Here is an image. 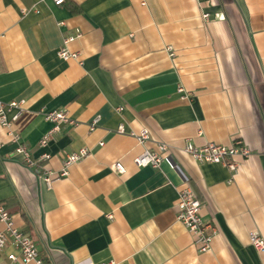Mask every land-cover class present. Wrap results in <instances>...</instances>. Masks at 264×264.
I'll return each instance as SVG.
<instances>
[{"label":"crops","instance_id":"0c3cea01","mask_svg":"<svg viewBox=\"0 0 264 264\" xmlns=\"http://www.w3.org/2000/svg\"><path fill=\"white\" fill-rule=\"evenodd\" d=\"M78 30L68 47L82 62L62 59ZM0 100L25 101L12 129L34 163L0 125V203L45 264H264L250 241L264 239V0H0ZM53 110L76 124L43 147ZM142 128L144 144L131 134ZM236 139L252 153L233 158L235 172L184 150ZM159 143L161 166H137ZM81 148L88 156L48 185ZM184 186L216 229L210 251L177 219ZM10 254L21 255L8 243L0 264H23Z\"/></svg>","mask_w":264,"mask_h":264},{"label":"built area","instance_id":"2783aa9c","mask_svg":"<svg viewBox=\"0 0 264 264\" xmlns=\"http://www.w3.org/2000/svg\"><path fill=\"white\" fill-rule=\"evenodd\" d=\"M57 5H61L65 0H54ZM207 16V15H204ZM82 32L78 30L74 35L66 37L64 39L63 46L59 49L58 55L64 59H80V53L69 49L68 44L72 41L80 38ZM180 91H184L183 87L179 88ZM25 110V101H11L4 102L0 100V125L8 129L9 134L12 137V141L18 144L17 152L24 155V159L28 166L34 165L33 161L29 157V152L24 144L21 143V136L19 133L13 131L12 127L15 121H17ZM117 110L122 112L124 106H118ZM14 111L10 117L8 113ZM46 118L53 123L52 128L42 137L40 145L45 147L53 135L60 131L62 124L70 123L76 124L69 114L64 110H53L46 113ZM99 118H95L91 124V129L95 128V124ZM119 133H126V128L123 123L118 127ZM139 143L144 144L150 139V130L142 128L139 132L131 133ZM103 144V143H101ZM169 145L166 143H159L154 150L145 149L136 159L135 162L139 167L151 166L158 168L161 166L164 154L168 151ZM185 152L190 155L194 160L202 163H221L226 165L232 171H236L238 168L237 163L233 160L236 155L248 158L252 150L242 140L236 139L230 145H223L214 142L206 143L202 146H197L192 142H188L184 148ZM90 150L87 148H81L78 151L70 153L64 160V167L58 173L49 172L45 177V181L48 185H51L55 180L60 179L68 175V168L88 156ZM49 153L42 155L43 159L50 158ZM112 168L123 174L126 171L125 165L121 161H116ZM202 201L196 195V193L189 187L184 186L179 190V197L177 202V219L182 222L187 230L194 236V243L200 252H207L212 249L213 238L216 234V229L211 223H206L202 217ZM112 218V215L109 216ZM0 224L3 225V229L0 230V251L10 243L15 246L21 253L20 257L16 254H10V259H20L23 264H45L43 258L40 255L39 249L30 237V235L22 231L16 225L13 215L10 213L6 205L0 203ZM250 241L254 247L259 251H264V239L257 232L250 234ZM84 264H94L92 262Z\"/></svg>","mask_w":264,"mask_h":264}]
</instances>
